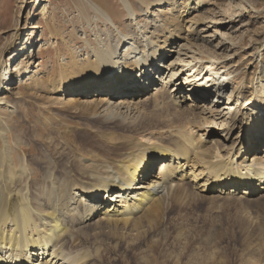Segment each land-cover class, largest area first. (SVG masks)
Instances as JSON below:
<instances>
[{"label": "bare ground", "instance_id": "obj_1", "mask_svg": "<svg viewBox=\"0 0 264 264\" xmlns=\"http://www.w3.org/2000/svg\"><path fill=\"white\" fill-rule=\"evenodd\" d=\"M45 1L36 5L46 16ZM121 1L129 32L98 7L116 38L90 46L87 55L65 46L61 75L71 70L75 76L47 86L62 108L119 126L103 137L115 150L86 157L90 163L79 172L70 160L58 173L49 162L36 178L26 155L13 147L12 127L1 113L16 115L20 87L34 88L43 77L28 71L33 45L23 42L24 33L7 47L11 57L0 67V264H103L99 240L157 230L170 193L176 202L193 192L249 201L264 190V61L254 63L261 70L242 75L237 53H229L236 43L214 28L227 23L218 4L212 18L201 7L205 0H137V8Z\"/></svg>", "mask_w": 264, "mask_h": 264}, {"label": "rangeland", "instance_id": "obj_2", "mask_svg": "<svg viewBox=\"0 0 264 264\" xmlns=\"http://www.w3.org/2000/svg\"><path fill=\"white\" fill-rule=\"evenodd\" d=\"M129 1L138 7L139 1ZM226 3L229 2L205 0L201 7L209 9L206 13L209 17L213 16L217 4L221 7L225 14L222 17L227 23L214 28L226 33L224 38L236 43L229 53H237L234 63L241 68L242 75L244 71L252 74L261 70L256 69L254 63L264 61V0ZM44 4L49 11L46 16L38 9L36 0H0V67L9 62L11 48L7 47L16 34L24 33L23 42L26 44L29 39L30 46L33 45V63L29 62L28 71L33 76L40 73L43 77L42 83L34 88L28 85L26 78L28 89L20 87L24 96L18 99L16 115L12 116L7 110L1 113L12 127L8 134L13 147H18V152L26 155L30 166L37 170L36 178L41 174V167L49 162L55 164V173L68 160L72 169L79 172L85 161L90 163L86 157H103L108 150H115L103 137L110 129L119 130L118 125L62 108L63 104L55 103L60 95L50 93L47 86L52 80L75 76L71 70L61 75L58 61L60 54H68L65 46L72 45L87 55L90 46L98 48L104 41L116 38L115 30L102 19L98 7L109 13L114 24L125 33L129 32L125 28L128 17L121 0H46ZM231 16L233 22L230 21ZM211 25L214 26L213 23ZM185 33L180 31V39ZM42 44H46L47 49H41ZM16 64L17 60L10 68H15ZM152 87L148 89V99L154 98ZM76 92L72 91L70 95ZM7 95L14 97L11 93ZM163 110L166 109L159 108L158 111L164 113ZM236 136L235 133L232 137ZM16 140L21 141L20 145L14 144ZM186 184L189 185V181ZM173 186L174 189L181 187L175 183ZM193 193H185L180 202H176L178 199L172 193L167 195L165 204L170 203V210L157 230L148 229L143 235L134 232L124 240L104 236L99 240L105 248L102 251L103 264H264V190L255 191V199L249 201H239L234 197L209 200ZM116 243L117 248L114 249Z\"/></svg>", "mask_w": 264, "mask_h": 264}]
</instances>
